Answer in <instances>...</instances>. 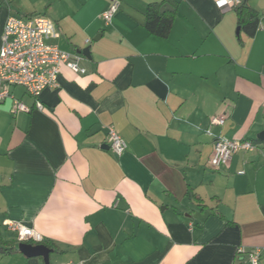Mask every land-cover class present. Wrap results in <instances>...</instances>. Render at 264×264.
Masks as SVG:
<instances>
[{"label":"crops","instance_id":"1","mask_svg":"<svg viewBox=\"0 0 264 264\" xmlns=\"http://www.w3.org/2000/svg\"><path fill=\"white\" fill-rule=\"evenodd\" d=\"M118 1L106 24L113 0H0V44L9 16L43 15L59 34L47 43L86 69L63 67L43 111L21 86L11 95L30 112L0 103V247L13 250L0 264H45L19 251L7 221L53 245L51 264H253L257 249L264 264V0H246L254 35L235 3ZM162 2L176 13L166 38L145 27ZM110 127L128 144L121 156ZM218 137L256 149L214 169Z\"/></svg>","mask_w":264,"mask_h":264},{"label":"built area","instance_id":"2","mask_svg":"<svg viewBox=\"0 0 264 264\" xmlns=\"http://www.w3.org/2000/svg\"><path fill=\"white\" fill-rule=\"evenodd\" d=\"M231 3L239 4L240 0H218L217 6L224 8ZM119 7L120 2L113 0L111 7L103 14L106 24L111 23ZM259 28L264 29V26L260 24ZM58 36L55 23L46 16L36 15L24 19L11 15L7 18L0 44V103L11 98L14 113H28L31 109L11 95V87L25 88L26 92L36 99L37 109L43 111L44 106L39 97L44 90L58 87V77L63 67L77 74L86 73V69L81 65L80 55L65 52L47 43ZM225 121V116H215L211 118L210 123L211 126H223ZM108 137L110 149L117 156H121L128 149L127 142L113 127L108 129ZM255 149L256 144L249 140L218 137L214 143L210 165L214 169H219L227 166L235 154ZM4 226L17 235L20 243L44 242V237L39 232L23 222L7 221ZM259 257L260 250L257 249L253 253V264H258Z\"/></svg>","mask_w":264,"mask_h":264},{"label":"trees","instance_id":"3","mask_svg":"<svg viewBox=\"0 0 264 264\" xmlns=\"http://www.w3.org/2000/svg\"><path fill=\"white\" fill-rule=\"evenodd\" d=\"M162 3H153L150 4L146 11V21L145 27L152 34L157 37L166 38L168 37L176 13L175 12H161ZM235 12L238 18L239 26L246 31L248 35H254L258 29L260 23L259 14L248 5L246 0H242L239 4L236 5ZM259 142V141H256ZM256 144L255 142H253ZM2 241V237L0 234V242ZM49 248L53 249V245L48 244ZM4 252H11V250H4L0 247Z\"/></svg>","mask_w":264,"mask_h":264},{"label":"water","instance_id":"4","mask_svg":"<svg viewBox=\"0 0 264 264\" xmlns=\"http://www.w3.org/2000/svg\"><path fill=\"white\" fill-rule=\"evenodd\" d=\"M167 10H171V6L169 4H165L164 6H162L161 12H165ZM78 53H81L85 56H89V49H84L82 51H79ZM258 139L264 142V132L261 133ZM19 251L28 257H42L44 259L45 264H51L50 255L53 250L45 244H39L34 246L32 244L21 243L19 245Z\"/></svg>","mask_w":264,"mask_h":264},{"label":"rangeland","instance_id":"5","mask_svg":"<svg viewBox=\"0 0 264 264\" xmlns=\"http://www.w3.org/2000/svg\"><path fill=\"white\" fill-rule=\"evenodd\" d=\"M257 147L261 149L264 148V142H259Z\"/></svg>","mask_w":264,"mask_h":264},{"label":"clouds","instance_id":"6","mask_svg":"<svg viewBox=\"0 0 264 264\" xmlns=\"http://www.w3.org/2000/svg\"><path fill=\"white\" fill-rule=\"evenodd\" d=\"M22 238H23V236H22Z\"/></svg>","mask_w":264,"mask_h":264}]
</instances>
